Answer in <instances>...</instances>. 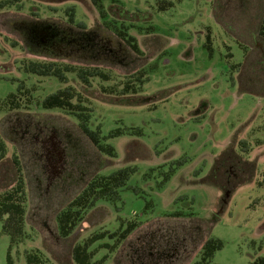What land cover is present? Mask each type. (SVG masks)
Here are the masks:
<instances>
[{"label":"rangeland","instance_id":"374dc122","mask_svg":"<svg viewBox=\"0 0 264 264\" xmlns=\"http://www.w3.org/2000/svg\"><path fill=\"white\" fill-rule=\"evenodd\" d=\"M156 1L99 0L101 12L92 0H10L0 9V189L13 180L16 154L27 194L19 243L10 246L0 220V264L8 252L11 264H24L30 250L47 264H74L72 246L93 234L88 250L100 264H195L207 237L223 247L206 264L264 257V38L256 34L264 0H175L164 11ZM118 30L136 38L139 54ZM28 60L96 65L110 80L85 87L70 74L63 84L26 72ZM137 70L142 84L120 95ZM67 85L91 108V128L120 131L103 138L116 156L64 110L40 106ZM20 86L21 108L9 111L4 100ZM126 166L135 170L120 199L98 200L61 238L57 212L89 178Z\"/></svg>","mask_w":264,"mask_h":264},{"label":"trees","instance_id":"16d2710c","mask_svg":"<svg viewBox=\"0 0 264 264\" xmlns=\"http://www.w3.org/2000/svg\"><path fill=\"white\" fill-rule=\"evenodd\" d=\"M94 5L98 6L99 11L102 12V6L99 0H92ZM175 0H157L156 9L158 11H164L171 8L174 5ZM10 0H4L0 2V9L9 4ZM69 21L73 20V11L69 9ZM102 14V13H101ZM78 27L83 25L78 24ZM257 36L264 38V17L261 18V23L257 27ZM116 35L126 43L130 50L136 54L140 53V49L136 42V38L130 35L124 30H118ZM246 48V46H242ZM23 69L31 74H35L40 77H54L60 83L66 84L69 80L70 74L78 80L82 86H92V80L98 78L101 81L110 80V74L104 71L98 66L92 65H80L67 63L56 60H28L23 62ZM239 65L232 64L231 67ZM142 71L137 70L129 73L125 76V80L121 83L120 89H118L120 95L126 96L128 93H135L136 86L141 85ZM137 84V85H136ZM110 87V86H109ZM20 86L17 93H9L4 100V106L7 110H18L21 108L18 101L17 94L22 92ZM107 87H102L104 93L111 94L112 91H107ZM140 88V87H139ZM40 106L43 109H61L67 114L74 117L77 126L80 131L94 144V146L103 154L111 157L115 155V149L112 145L104 143L103 140L107 137L116 136L120 134V131H112L107 136H102L100 127H90L91 120V108L86 105L81 94L77 92L72 86L67 85L63 88L57 89L46 95L40 102ZM104 138V139H103ZM240 147L243 152L249 150V145L245 140L239 141ZM7 146L5 141L0 135V164L6 157ZM10 162L14 169L13 180L8 186L0 189V220L2 221V231L6 233L10 238V246L19 243L25 236V218H26V201L27 194L25 190V182L22 172V167L18 156L12 154ZM135 169L130 166L119 168L109 174H96L89 178L82 189L71 198L66 206L57 212L55 216L56 227L58 235L61 238L68 237L75 226L80 222L86 212L92 209L96 202L100 199L109 201H115L120 199L119 191L126 186L127 180L130 174ZM178 214V213H176ZM129 226L124 232L121 233V237L124 238L133 228ZM131 228V229H130ZM100 236V234H93L83 243H76L71 248V258L74 264H100V261H92V252L88 250V243ZM223 247V242L214 237H207L203 240L200 246V259L195 264H206L213 257L214 253ZM7 262L11 264V256L8 252ZM24 264H47L46 259L37 250L25 251V263ZM251 264H264V257H258Z\"/></svg>","mask_w":264,"mask_h":264}]
</instances>
